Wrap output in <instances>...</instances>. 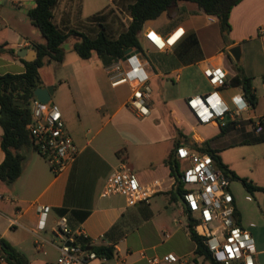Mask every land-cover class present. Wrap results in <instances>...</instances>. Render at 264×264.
Here are the masks:
<instances>
[{"label": "crops", "instance_id": "obj_1", "mask_svg": "<svg viewBox=\"0 0 264 264\" xmlns=\"http://www.w3.org/2000/svg\"><path fill=\"white\" fill-rule=\"evenodd\" d=\"M107 1L108 4H84L85 0H58L52 11V22L62 33L75 31L95 39L103 31L109 38L116 39L122 32L115 34L119 25L115 15L119 14L123 4L128 9L134 0ZM35 6V0H0V74L25 73L24 61L27 60L18 53L22 49L37 50L38 45L46 43L28 18L29 11ZM86 6L92 8L88 13L85 12ZM98 14L101 18L93 21L91 18ZM128 19L131 22L130 16ZM229 22L231 30L225 40L217 18L206 15L196 3L179 1L176 10L147 21L143 30L167 36L182 28L185 31L182 39L168 50H159L146 41L143 34L141 42L155 56L157 64L153 67L144 61L150 86L162 78L163 88L168 89V82L163 78L168 74L175 75L174 81L169 79L172 83L180 82L185 74L189 78H204L209 84L204 70L222 68L227 73V86L220 89V95L233 108L234 99L243 91L241 87H232L231 80L238 75L252 79L257 97L255 108L251 106L243 112L233 122L234 128L224 135H220L218 122L219 126H214L215 137L205 141L217 151L224 165L243 177L244 174L225 159L224 151L248 143L247 138H260L261 141L254 143L262 147L260 164L264 167V91L259 93V85L256 84L257 78L261 77L260 84L264 90V46L261 38L264 0H242L232 9ZM69 40H73L74 45L79 38L73 35ZM236 46L240 47L239 62L229 52ZM94 57L103 64V75L99 69L91 70V82L83 83L75 93H72L71 84L65 81L75 97L77 121L70 108L62 106L61 112L67 131L79 151L77 160L64 172L55 174L32 147L22 151L24 160L20 177L11 184L0 181V238L22 253L29 264H55L64 243L57 224L64 216L70 230L76 235L82 234L77 237L78 244L82 245L80 239H87L89 242L85 246L90 247V251L92 247L101 246L113 249L110 258L104 257L107 264H147L148 258L167 254L177 256L178 262L173 264H207L195 254L196 243L188 230L186 209L176 195V179L167 164L173 149L159 159L135 150L141 139L149 140L150 145L161 139L154 130H133L130 115L144 118L136 116L126 106L131 87H112L107 74L110 65H105L104 59L96 54L90 60ZM39 86H54L53 95L57 93L53 82L46 81L42 85L39 81ZM209 87L212 91L213 87L210 84ZM118 94L124 97L123 101L118 99ZM171 99L195 124L187 99ZM256 120H262L260 133L255 132L253 126ZM128 134L135 139L129 140ZM2 135L0 126V165L5 159ZM123 166L131 169L142 185L158 190L149 203L129 207L121 196L101 197L110 174ZM258 184L264 188V183ZM263 195L264 192H256L258 204L262 206L258 224L252 221L243 207H239L234 197L235 217L240 227L246 221L247 226L255 228L258 234L264 232ZM41 206H48L50 211L44 228L40 230L38 210ZM83 213L88 215L82 219Z\"/></svg>", "mask_w": 264, "mask_h": 264}, {"label": "built area", "instance_id": "obj_2", "mask_svg": "<svg viewBox=\"0 0 264 264\" xmlns=\"http://www.w3.org/2000/svg\"><path fill=\"white\" fill-rule=\"evenodd\" d=\"M264 46V30H262ZM143 37L159 50L172 49L184 36L185 31L177 28L167 36L152 30H143ZM173 39V40H172ZM160 43V44H159ZM114 61L107 74L112 87L129 85L131 94L126 106L138 117L146 118L151 114L152 88L146 63L140 53L126 59ZM213 90L204 95H196L187 99V107L196 122L206 125L220 122L224 127L227 121H237L238 117L251 105L244 95L234 99V107L230 108L222 96L220 89L227 86V73L222 68L204 70ZM32 121L29 133L32 137L33 149L46 160L52 172L60 174L77 160L79 151L72 136L68 133L60 108L53 104H44L36 97L32 101ZM255 132L262 131V120L253 123ZM175 159L182 163L181 183L192 186V190L183 193L182 199L188 219L194 223V230L202 238L213 259L219 264H257V251L252 234L237 224L233 196L229 192L230 178L216 165L214 158L192 147L180 146L176 149ZM156 187H159L157 184ZM158 192L140 183L136 175L127 166L113 171L108 177L101 197L121 196L127 206L149 203ZM38 228L45 226L48 206L39 207ZM58 233L64 243L55 264H107L104 257L87 250L77 243V237L68 225L66 217L58 221ZM5 258L0 253V263ZM178 262L177 256L167 254L163 257H150L147 264H173Z\"/></svg>", "mask_w": 264, "mask_h": 264}, {"label": "trees", "instance_id": "obj_3", "mask_svg": "<svg viewBox=\"0 0 264 264\" xmlns=\"http://www.w3.org/2000/svg\"><path fill=\"white\" fill-rule=\"evenodd\" d=\"M58 0H35L36 6L28 13L31 24L37 28L46 43L37 46L38 56L33 62L24 61L26 71L22 74H0V126L3 130L2 149L5 153V159L0 165V181L11 184L16 181L22 172V162L24 160L23 150L33 148L32 137L29 133V125L32 121V112L30 103L34 100V92L38 85L39 70L44 65L51 62H62L65 55L63 44L70 36H76L79 40L73 45V49L83 60H90L93 54L104 59L105 65H111L114 61L122 59L128 50L140 51L142 47L141 35L144 24L150 20H156L165 12L176 10L179 1H189L196 3L206 15L217 18L223 38L226 40L231 30L229 18L232 9L242 0H134L129 5L128 11L131 17L127 29L122 32L118 38L111 39L103 31L95 39H90L82 33L71 31L62 33L52 22V11ZM101 16L95 15L91 19L97 21ZM232 87H241L243 95L248 103L255 108L257 97L252 85V79L238 75L230 82ZM21 104V105H20ZM27 106V107H24ZM235 123L230 120L222 127L220 125V135H224ZM261 141L260 138L253 142ZM182 145L181 141H176L174 148L167 161L171 170V175L176 179V195L182 197L181 174L178 170V162L175 159L176 149ZM193 149L210 154L218 167H220L228 176L230 173L233 179H239L244 188L253 193L256 191L264 192L261 188L246 179L238 178L234 172L230 171L221 161L217 151L212 149L208 142L202 144L194 143ZM86 217L88 213H83ZM188 230L192 240L196 243L195 254L202 257L207 264L217 263L202 238L194 230V223L189 219ZM82 246L87 239H80ZM90 246V245H88ZM100 257L110 258L113 255V249L108 247H92ZM0 253L8 264H29L26 257L17 249L11 246L6 240L0 238Z\"/></svg>", "mask_w": 264, "mask_h": 264}, {"label": "rangeland", "instance_id": "obj_4", "mask_svg": "<svg viewBox=\"0 0 264 264\" xmlns=\"http://www.w3.org/2000/svg\"><path fill=\"white\" fill-rule=\"evenodd\" d=\"M91 2L92 3H90L89 0H85L84 4H108L107 0ZM121 7L119 14L115 15L119 20V25L115 34L123 32L130 23L128 19L129 11L126 4H123ZM90 9L92 8L86 6L85 12L88 13L87 11H90ZM109 33L112 34L111 32ZM73 43V40H69L64 44L65 55L62 62H51L40 68L39 79L42 85L46 81L54 83L57 87V93L52 96V103L57 105L60 110L62 106L70 108L72 115L77 121L78 115L74 103L75 97L74 95L72 96L71 91L68 89L69 86L65 81H68L71 84L74 89L72 93H75L78 90V87H82L83 83L91 82V70L98 71L99 69L102 75L104 72L102 71L103 64L97 59V57H94L92 60L81 59L73 49ZM139 53L140 58L143 61H147L153 67H156L155 56L147 50L144 44H142ZM103 78L105 77L103 76ZM163 78L168 82V89L163 88L161 83L162 78L157 79L155 84H151V116L144 119H137L133 115H130L133 130H138L140 128L146 132L154 130L159 137L158 139H161L159 140L160 142H157L156 140L152 145L149 144V140L141 139L142 142L135 146V150L144 153L145 156H151L153 159H159L164 153H170L174 148V143L176 141H181V146L191 147L194 143L202 144L206 140H211L215 137L214 126H219L218 122H213L208 125H200L197 122L194 124L187 115L182 113L179 104L178 107H176L171 99L172 97H178V100H186L195 95H204L211 92V88L204 78H189L187 75L183 74L182 80L178 83H172L169 81V79L174 81L175 75L168 74ZM261 81V77L256 80V84L259 85V93L264 91L261 88ZM117 96L119 100L123 101L124 97L122 98L119 94ZM29 107L32 111V102ZM262 107H264V100L262 101ZM125 110L126 113L127 109ZM127 137L129 140L135 139L130 134H128ZM247 139L248 143L227 148L224 151V157L229 163H232L238 171L244 174V176L241 177L235 173L238 178L246 179L260 187L258 182L264 183V167L260 164V160L263 156L262 147L260 144H255L251 138ZM141 157H144L143 154ZM178 170L179 172L183 171L182 163H178ZM228 177L231 180L229 192L233 196V199L236 197L239 207H243L252 221L258 224L259 217L262 216V206L258 204L259 200L256 198V192L262 191L249 193L239 182V179H233L230 173L228 174ZM181 190L183 193L188 192L192 190V186L182 184ZM177 196L179 201L184 205L182 197L178 193ZM245 222L246 221L242 222L243 226L241 227L244 229H250V233L252 232L256 251L258 252L257 262L258 264H264V232L258 234L255 228L247 226Z\"/></svg>", "mask_w": 264, "mask_h": 264}, {"label": "water", "instance_id": "obj_5", "mask_svg": "<svg viewBox=\"0 0 264 264\" xmlns=\"http://www.w3.org/2000/svg\"><path fill=\"white\" fill-rule=\"evenodd\" d=\"M230 54L232 55V57L236 60V62L240 61L241 58V53H240V47L236 46L234 48H231L229 50ZM139 53V51H132V50H128L125 53V58H128L132 55H135ZM18 55L22 58H25L28 62H33L34 60L37 59L38 56V52L36 49H33L31 52L28 51L27 49H22ZM36 84L38 85V87L36 88L34 95L35 97L42 103L44 104H48V103H52V96L54 94V87L53 86H48L46 88H43L41 86H39V81H36ZM21 105V104H20ZM27 107V106H24ZM87 250H91L90 247L86 248Z\"/></svg>", "mask_w": 264, "mask_h": 264}, {"label": "bare ground", "instance_id": "obj_6", "mask_svg": "<svg viewBox=\"0 0 264 264\" xmlns=\"http://www.w3.org/2000/svg\"><path fill=\"white\" fill-rule=\"evenodd\" d=\"M173 40V39H172ZM160 44V43H159Z\"/></svg>", "mask_w": 264, "mask_h": 264}]
</instances>
